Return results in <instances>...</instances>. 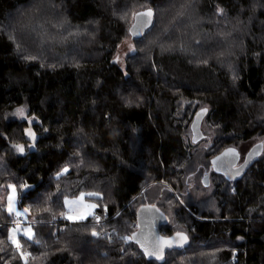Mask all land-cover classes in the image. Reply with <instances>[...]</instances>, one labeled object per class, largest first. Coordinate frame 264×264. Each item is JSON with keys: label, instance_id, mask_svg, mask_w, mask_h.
Here are the masks:
<instances>
[{"label": "trees", "instance_id": "trees-1", "mask_svg": "<svg viewBox=\"0 0 264 264\" xmlns=\"http://www.w3.org/2000/svg\"><path fill=\"white\" fill-rule=\"evenodd\" d=\"M146 7L153 23L135 38ZM202 107L205 137L193 142ZM251 143L262 151L241 176L213 169L224 148L242 161ZM9 184L34 216V236L19 235L34 256L22 259L18 219L0 202V264H264V0H0ZM89 191L94 215L69 220L65 198ZM146 204L166 215L163 234L189 237L162 261L133 239Z\"/></svg>", "mask_w": 264, "mask_h": 264}, {"label": "water", "instance_id": "water-1", "mask_svg": "<svg viewBox=\"0 0 264 264\" xmlns=\"http://www.w3.org/2000/svg\"><path fill=\"white\" fill-rule=\"evenodd\" d=\"M154 13L153 7H146L136 11L130 26V33L133 37L140 38L144 35L153 23ZM207 112V107H202L196 112L191 123L193 142H199L205 137L202 122ZM261 151L262 145H253L248 151L245 161L238 166H234V163L239 159V150L234 146H228L214 157V168L216 171L224 173L227 177L236 179L251 166ZM205 183L209 184L208 178L205 179ZM137 216L138 228L133 234V239L140 244L143 253L149 259L162 261L165 259L169 249L184 248L188 245L189 237L185 232L177 231L170 235L162 233L161 228L166 223L167 217L156 205H143L138 210Z\"/></svg>", "mask_w": 264, "mask_h": 264}, {"label": "rangeland", "instance_id": "rangeland-1", "mask_svg": "<svg viewBox=\"0 0 264 264\" xmlns=\"http://www.w3.org/2000/svg\"><path fill=\"white\" fill-rule=\"evenodd\" d=\"M19 13V12H18ZM135 50V44L130 37L125 38L118 49L116 54L117 61L120 65H125V59L129 53ZM8 116L11 117H25L27 115L26 107H17L10 111H8ZM203 130L207 128L204 122H202ZM253 143L242 148L240 151L242 156H245L248 152L249 148H251ZM240 154V153H239ZM97 193L95 191L82 192L78 195H71L65 198L66 205V217L71 221H80L85 220L88 217L94 215L95 210L98 206V201L89 197V195L93 196ZM0 202H4L7 205L8 210L18 219L20 222L19 230H15L13 227L11 228V236L14 240H16L19 235H24L26 237L32 238L34 236V228L32 222L34 220V216H32L31 212L26 206H20L19 204V196L18 191L15 185L9 184L8 186H2L0 188ZM22 245H20V248ZM27 250L28 256L22 251ZM20 251L22 255V259L26 262L33 258L34 253L31 249H26L24 246Z\"/></svg>", "mask_w": 264, "mask_h": 264}, {"label": "crops", "instance_id": "crops-1", "mask_svg": "<svg viewBox=\"0 0 264 264\" xmlns=\"http://www.w3.org/2000/svg\"><path fill=\"white\" fill-rule=\"evenodd\" d=\"M15 222H19V221H15ZM20 245H22V247H23V243L20 241V239H19V237H18V238L15 240V246H16V248H17L19 251L22 250V247L20 248ZM22 251L24 252V250H22ZM24 253L26 254V256L29 255L27 250H25ZM28 257H29V256H28Z\"/></svg>", "mask_w": 264, "mask_h": 264}, {"label": "flooded vegetation", "instance_id": "flooded-vegetation-1", "mask_svg": "<svg viewBox=\"0 0 264 264\" xmlns=\"http://www.w3.org/2000/svg\"><path fill=\"white\" fill-rule=\"evenodd\" d=\"M247 156V155H246ZM245 159H246V157H245ZM245 159H243L242 161H240L239 159H237V161L234 163V166H238V165H240V164H242L244 161H245ZM213 164V169H215L214 168V163H212ZM216 171V170H215ZM218 172V171H217ZM218 173H220V174H222L221 172H218ZM224 174V173H223ZM206 178H208L207 176H206ZM205 178V179H206Z\"/></svg>", "mask_w": 264, "mask_h": 264}, {"label": "built area", "instance_id": "built-area-1", "mask_svg": "<svg viewBox=\"0 0 264 264\" xmlns=\"http://www.w3.org/2000/svg\"><path fill=\"white\" fill-rule=\"evenodd\" d=\"M19 226H20V222H14L12 224V227L15 229V230H19Z\"/></svg>", "mask_w": 264, "mask_h": 264}]
</instances>
